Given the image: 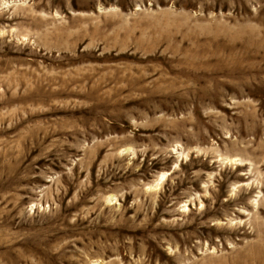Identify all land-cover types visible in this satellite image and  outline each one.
I'll return each mask as SVG.
<instances>
[{"label": "rangeland", "instance_id": "obj_1", "mask_svg": "<svg viewBox=\"0 0 264 264\" xmlns=\"http://www.w3.org/2000/svg\"><path fill=\"white\" fill-rule=\"evenodd\" d=\"M0 264H264V0H0Z\"/></svg>", "mask_w": 264, "mask_h": 264}, {"label": "bare ground", "instance_id": "obj_2", "mask_svg": "<svg viewBox=\"0 0 264 264\" xmlns=\"http://www.w3.org/2000/svg\"><path fill=\"white\" fill-rule=\"evenodd\" d=\"M162 177V176H161Z\"/></svg>", "mask_w": 264, "mask_h": 264}]
</instances>
